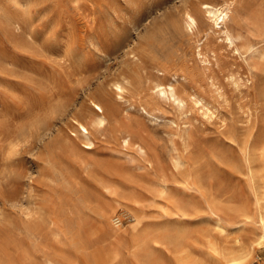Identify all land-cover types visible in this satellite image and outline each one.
I'll list each match as a JSON object with an SVG mask.
<instances>
[{
  "label": "rangeland",
  "instance_id": "374dc122",
  "mask_svg": "<svg viewBox=\"0 0 264 264\" xmlns=\"http://www.w3.org/2000/svg\"><path fill=\"white\" fill-rule=\"evenodd\" d=\"M202 1L229 2L224 27ZM157 82H174L185 106ZM91 98L108 112L103 127ZM263 205L264 0H0V264L49 253L63 264H227L233 254L264 264Z\"/></svg>",
  "mask_w": 264,
  "mask_h": 264
},
{
  "label": "bare ground",
  "instance_id": "6f19581e",
  "mask_svg": "<svg viewBox=\"0 0 264 264\" xmlns=\"http://www.w3.org/2000/svg\"><path fill=\"white\" fill-rule=\"evenodd\" d=\"M231 2V1H230ZM202 3H203V8H204V11L207 13V15L209 16V18L212 20V22L214 23V24H217V26H218V24L220 25V27H224V23H225V20H226V18L230 15L229 13V11H230V6H229V2H222V3H218V2H214V1H202ZM201 3V4H202ZM186 11V10H185ZM186 13V22H187V24L190 26V27H192L191 25H193V24H196V22H197V18L195 19V16L191 13V12H189V11H187V12H185ZM194 13V12H193ZM203 13V12H202ZM204 14V13H203ZM7 15V14H6ZM4 16V15H3ZM203 16H205V15H203ZM10 17V16H9ZM8 16H7V19L9 18ZM230 17V16H229ZM228 17V18H229ZM11 18L13 19V17L11 16ZM14 18H16L15 16H14ZM205 18H207L206 16H205ZM6 19V18H5ZM10 19V18H9ZM18 20V19H17ZM209 20V19H208ZM9 21V20H8ZM16 21V20H15ZM14 21V22H15ZM5 22H7V21H5ZM10 22H11V20H10ZM19 22V21H18ZM18 22H16L17 24H18ZM212 22H211V25H212ZM9 23V22H8ZM13 24V23H12ZM16 24V25H17ZM15 25V26H16ZM223 25V26H222ZM194 26V25H193ZM18 27V26H17ZM214 27V26H213ZM15 28V27H14ZM216 28V27H215ZM218 28V27H217ZM229 28V27H228ZM214 29V28H213ZM222 29V28H221ZM219 30H220V28H219ZM219 30H218V32H219ZM222 32L225 34V37H223V39H225V38H229V39H227V40H229L231 43H233V39L231 38V34L229 33V31L226 29V28H223L222 29ZM233 40V41H232ZM226 41V40H225ZM235 43V42H234ZM232 45V44H231ZM233 46V45H232ZM200 48V47H199ZM235 48V47H234ZM201 49V48H200ZM237 50V49H236ZM199 52H200V50H199ZM198 52V53H199ZM205 55V54H204ZM205 58H206V55H205ZM78 59V58H77ZM207 59V58H206ZM208 60V59H207ZM122 75V74H121ZM121 77V76H120ZM119 80H121V79H119ZM127 80V79H126ZM125 80V81H126ZM130 80V79H129ZM124 81V82H125ZM172 82V81H171ZM111 83V82H110ZM174 83V82H173ZM173 83H167V84H164V83H161V82H157L156 83V86H157V94L159 95V93H166V94H170V96H172L173 97V99H172V101L174 100L176 103V107L178 106V107H182L183 105L185 106V104H184V99L178 94V92L176 91V89H175V86H174V84ZM109 84V83H108ZM107 84V85H108ZM112 84H114V90H115V92H116V94H117V99H123L124 98V92H125V86H124V84L122 83V81H115L114 83H112ZM100 86H102V85H100ZM103 87V86H102ZM102 87H100V88H102ZM112 87V88H113ZM99 88V87H98ZM99 90V89H98ZM101 90V89H100ZM99 90V91H100ZM104 90V89H103ZM102 90V91H103ZM107 90V89H106ZM105 90V91H106ZM105 91H103V93L105 92ZM109 93V92H108ZM126 93V92H125ZM156 93V92H155ZM92 94V93H91ZM95 94H96V92H95ZM99 94H102L101 92L99 93ZM107 94V93H106ZM193 94V93H192ZM102 95H104V94H102ZM100 96V95H99ZM109 97H110V95H108ZM91 97V96H90ZM94 97V96H93ZM113 97V96H112ZM114 97H115V95H114ZM171 97V98H172ZM194 97V96H193ZM89 98V97H88ZM94 98H96V97H94ZM196 98H197V96H196ZM195 98V99H196ZM92 99V98H91ZM97 99V98H96ZM98 99H99V97H98ZM97 99V100H98ZM109 99V98H108ZM113 99V98H112ZM125 99V98H124ZM159 99V98H158ZM115 100V99H114ZM161 100V99H160ZM159 100V101H160ZM168 100V99H167ZM171 100V99H170ZM169 100V101H170ZM187 100V99H186ZM193 100V99H192ZM202 100V99H201ZM88 101H90V100H88ZM93 101V102H92ZM92 101H90L89 102V104L92 102L93 104H94V107L95 108H93L92 106V104H91V106H90V108L92 107L93 109H95V117H94V119H93V123L94 124H96V126H98V127H103V126H105L108 122H109V115H108V112H107V110L105 109V107L103 106V104L101 103V102H99V101H96V100H94V99H92ZM117 101V100H116ZM124 101V100H123ZM198 101V100H197ZM103 102V101H102ZM122 102V101H121ZM128 102V101H127ZM198 102H200V101H198ZM196 103V102H195ZM203 103H204V100H203ZM88 104V105H89ZM125 104H126V101H125ZM139 104V103H138ZM174 104V103H173ZM172 104V105H173ZM87 105V104H86ZM87 105V106H88ZM106 105V104H105ZM124 105V104H123ZM122 105V106H123ZM135 105V104H134ZM134 105H133V107H134ZM208 105V104H207ZM116 106V105H115ZM137 106V105H136ZM140 106V105H139ZM145 106V105H144ZM143 105H142V110H143V112L145 113V114H152V113H150L149 112V110L147 109V108H145ZM204 106V105H203ZM117 107V106H116ZM126 108H127V106H125ZM129 107V106H128ZM208 107V106H207ZM84 108V107H83ZM85 108H86V106H85ZM88 108V107H87ZM184 108V107H183ZM116 109V108H115ZM114 109V110H115ZM128 109V108H127ZM185 109H187V107L185 108ZM185 109H184V111H185ZM80 110H86V109H80ZM88 110V109H87ZM90 110H92V109H90ZM118 110V109H117ZM139 110V109H138ZM202 110V109H201ZM207 110H209L208 108H207ZM79 111V110H78ZM125 112H126V110H124ZM152 111V110H151ZM182 111V110H181ZM183 111V112H184ZM188 111V110H187ZM213 111V110H212ZM80 112V111H79ZM91 112V111H90ZM120 112H121V110H120ZM136 112V111H135ZM84 113V112H83ZM93 113V112H92ZM139 113V112H138ZM143 113V114H144ZM179 113V112H178ZM210 113V112H209ZM212 113V112H211ZM85 114V113H84ZM91 114V113H90ZM90 114H89V116H90ZM118 114V113H117ZM126 114V113H125ZM180 114V113H179ZM206 114V113H205ZM210 116H211V114H209ZM212 115H214V114H212ZM80 116H81V114H80ZM148 116V115H147ZM152 117H153V115H151ZM82 117V116H81ZM87 117V116H86ZM149 117V116H148ZM85 118V117H84ZM128 119V118H127ZM49 120V119H48ZM74 120V119H73ZM125 120V119H124ZM150 120V119H149ZM155 120V119H154ZM52 121V120H51ZM76 121H78V120H76ZM151 121V120H150ZM153 121V120H152ZM162 121V120H161ZM84 122V121H83ZM83 122H80V120L78 121V130H76V131H78L79 132V135H78V137L80 138V135L83 137V138H85L86 139V143H87V146H84V147H86V148H89L90 147V144H91V138H90V136L92 137V135H89V129L87 128L88 126H86ZM74 123V122H73ZM155 123H156V121H155ZM159 123V122H158ZM89 125H91V124H89ZM139 125V124H138ZM137 125V126H138ZM74 126H75V124H74ZM91 127V126H90ZM124 127V126H123ZM176 127H177V125H176ZM138 128V127H137ZM74 129H76V127L74 128ZM183 129H185V128H183ZM106 130V129H105ZM121 130V129H120ZM118 131V130H117ZM122 131V130H121ZM72 132V131H71ZM96 132H97V130H96ZM120 132V131H119ZM91 133V132H90ZM100 133V132H99ZM121 133V132H120ZM125 133V132H124ZM124 133L121 135V136H123L120 140H122V143H123V141L125 142V143H129L130 142V140H131V135L129 134V133H126L125 135H124ZM75 134H77V132L75 133ZM111 135H112V133H111ZM116 135V134H115ZM115 135H112V136H115ZM182 135H183V133H182ZM118 136V135H117ZM153 136V135H152ZM68 137V136H67ZM110 137V136H109ZM155 137V136H154ZM75 138H77V136L75 137ZM115 138V137H114ZM118 138V137H117ZM116 138V139H117ZM134 138V137H133ZM132 138V139H133ZM93 139V138H92ZM65 140V139H64ZM68 140H69V138H68ZM80 140H81V138H80ZM117 140H119V138L117 139ZM85 141V140H84ZM135 141V140H134ZM70 142V141H69ZM80 142V141H79ZM94 142V141H93ZM121 142V141H120ZM120 142H117V143H119L120 144ZM66 144H67V141H66ZM73 144V143H72ZM69 145V144H68ZM83 145H84V143H83ZM94 145H95V143H94ZM130 145V144H129ZM132 146H133V144H131ZM137 145V144H136ZM139 145V147H138V149H140L141 151H144V148H143V146L142 145H140V144H138ZM189 145V144H188ZM67 146V145H66ZM92 146V145H91ZM145 146V145H144ZM93 147V146H92ZM91 147V148H92ZM146 147V146H145ZM68 148V147H67ZM71 148V147H70ZM69 148V149H70ZM75 148H76V145H75ZM124 148V147H123ZM127 148V147H126ZM90 149V148H89ZM135 149L136 148H134V151H135ZM147 148H145V150H146ZM72 151L71 152H73L74 150L73 149H71ZM80 150H82V149H80ZM147 151H148V149H147ZM68 152V151H67ZM70 152V153H71ZM77 152H79V153H81L79 150L77 151ZM77 152L75 151V154H77ZM82 153H84V152H82ZM139 153V152H138ZM141 153V152H140ZM13 154V153H12ZM145 154H147V153H145ZM175 154V153H174ZM174 154H172V155H174ZM10 155V154H9ZM78 155V154H77ZM139 155V154H138ZM180 155V154H179ZM80 155H78V157H79ZM84 157H85V155H83ZM140 156V155H139ZM181 156V155H180ZM179 156V157H180ZM141 157H143V155L141 156ZM178 157V156H177ZM179 157H178V159H179ZM88 159H89V157H87ZM172 158V157H171ZM80 159H83V158H79V160ZM85 159V158H84ZM83 159V160H84ZM147 159V158H146ZM173 159V158H172ZM181 159H182V156H181ZM180 159V160H181ZM79 160H78V162H79ZM171 160V159H170ZM97 161V160H96ZM95 161V162H96ZM149 161H151L150 159H149ZM182 161V160H181ZM90 162V161H89ZM94 162V163H95ZM152 162V161H151ZM183 162H184V159H183ZM98 163V162H97ZM181 163V162H180ZM116 164V165H115ZM115 164H112V165H115V166H117V163H115ZM96 165V164H95ZM99 165V164H98ZM119 165V164H118ZM97 166V165H96ZM99 166H102V165H99ZM98 166V167H99ZM85 167H86V165H85ZM101 168V167H100ZM117 168V167H116ZM14 173V172H13ZM107 174V173H106ZM107 178V176H103V178ZM126 179V178H125ZM100 180V179H99ZM107 180V179H106ZM132 180V179H131ZM101 181V180H100ZM99 181V182H100ZM110 181V180H109ZM135 181V180H134ZM165 181V180H164ZM112 182V181H111ZM123 182V181H122ZM105 183V182H104ZM124 183V182H123ZM140 183V182H139ZM100 184H102V183H100ZM109 184H110V182H109ZM116 184V183H115ZM130 184V183H129ZM157 184V183H156ZM107 185V184H106ZM131 185H134V184H131ZM130 185V187H132V189H133V187L134 186H136V185H134V186H131ZM143 185V184H142ZM167 185V184H166ZM126 186V185H125ZM137 187V186H136ZM165 187H167V186H165ZM119 188H120V186H119ZM154 188H156V187H154ZM122 189V188H121ZM129 189V188H128ZM166 189V188H165ZM119 190V189H118ZM164 190V189H163ZM104 191H106V189L104 190ZM125 191H127V190H125ZM102 192V191H101ZM109 192V191H108ZM119 192V191H118ZM121 192V191H120ZM116 193V192H115ZM123 193V192H122ZM134 193V192H133ZM162 195V194H161ZM137 196V195H136ZM102 197V196H101ZM113 197V196H112ZM132 197V196H131ZM140 197V196H139ZM120 198V197H119ZM118 198V199H119ZM105 199V198H104ZM114 201V200H113ZM127 201V200H126ZM109 202V201H108ZM32 203V202H31ZM115 203H117L118 204V202H115ZM124 203V202H123ZM122 203V204H123ZM30 204V203H29ZM110 204V203H109ZM113 204V203H112ZM121 204V203H120ZM102 205V204H101ZM125 205H126V203H125ZM104 206V205H103ZM111 206V205H110ZM123 206V205H122ZM264 206V205H263ZM105 207V206H104ZM103 207V208H104ZM128 207V206H127ZM126 207V208H127ZM131 207V206H130ZM130 207H128V208H130ZM106 208V207H105ZM104 208V209H105ZM137 208V207H136ZM212 208V207H211ZM60 210H62V208H59ZM110 210V209H109ZM133 210V209H132ZM105 211V210H104ZM131 211V210H130ZM261 211V210H260ZM28 213L29 211H25V213ZM32 212H34V211H32ZM46 212V211H45ZM45 212H41V213H43V214H45ZM59 212V211H58ZM123 212V211H122ZM128 212V211H127ZM126 212V213H127ZM49 213V212H48ZM47 212H46V214H48ZM51 213L52 212H50V215H51ZM61 213V212H60ZM63 213H65V212H63ZM105 213V212H104ZM104 213H103V216H105L104 215ZM125 213V214H126ZM263 213V215H264V212H262ZM53 214V213H52ZM58 215V214H57ZM133 215V214H132ZM245 215H247V214H245ZM263 215H261V216H259L260 217V221H261V224H262V226H264V216ZM31 216H32V213H31ZM34 216V215H33ZM48 216H49V214H48ZM52 216V215H51ZM54 216H55V213H54ZM53 216V217H54ZM214 216H216V215H214ZM220 216V215H219ZM26 217H24V219H25ZM40 218V217H39ZM42 219L44 218L43 216L41 217ZM40 218V219H41ZM50 218V217H49ZM59 218H61L60 216H59ZM107 218H108V216H107ZM121 218H122V214H117V213H114V214H112V216H111V220H112V224L114 225V226H117V225H119L120 224V222H121ZM132 218H134V217H132ZM23 219V220H24ZM33 219V218H32ZM45 219V218H44ZM43 219V220H44ZM139 219V218H138ZM29 220V219H28ZM35 220H37V222L39 221V219L38 218H36ZM42 220V221H43ZM48 220V219H47ZM58 220V219H57ZM61 220V219H60ZM106 220V219H105ZM110 220V221H111ZM136 220V219H135ZM214 220V219H213ZM33 221V220H32ZM52 221V220H51ZM59 221V220H58ZM58 221H54V222H56V224H58L57 222ZM27 223H28V221H26ZM26 222H24V223H26ZM36 222V221H35ZM36 222V223H37ZM40 222V221H39ZM60 222V221H59ZM108 222V221H107ZM107 222H106V225H107ZM216 222V221H215ZM23 223V222H22ZM21 223V224H22ZM43 223V222H42ZM44 223H45V220H44ZM62 223V222H61ZM65 223V222H64ZM29 224V223H28ZM40 224H41V222H40ZM47 224L48 223H46V226H47ZM23 225V224H22ZM35 225V224H34ZM43 224H41V226H42ZM62 226H63V223L61 224ZM66 225V224H65ZM23 226H25V225H23ZM48 226H50V225H48ZM59 226H60V224H59ZM67 226V225H66ZM66 226H64V229H65V227ZM109 226V225H108ZM128 226V225H127ZM29 227H33V226H31V224H30V226ZM51 227V226H50ZM103 227H105V226H103ZM33 228H36L37 229V226H35V227H33ZM40 229H42L43 227H39ZM39 228L37 229L38 231H39ZM47 228V227H46ZM52 229H53V225H52V227H51ZM108 228V227H107ZM4 229H6V228H4ZM3 229V230H4ZM18 229V228H17ZM105 229V228H104ZM112 229H113V227H112ZM126 229V228H125ZM143 229V228H142ZM3 230H1V232L3 231ZM61 230V229H60ZM68 230V229H67ZM103 230V229H102ZM111 230V229H110ZM138 230V229H137ZM262 232H259V235H256V236H258V242H262V241H264V228L262 227ZM24 231V230H23ZM27 230H25L24 232H26ZM49 231V230H48ZM56 232H57V229L55 230ZM65 231V230H64ZM184 231V230H183ZM182 231V232H183ZM1 232H0V237H1ZM4 232H6V230L4 231ZM10 232V231H9ZM12 232V231H11ZM17 232V231H16ZM36 232V231H35ZM139 232V231H138ZM137 232V233H138ZM181 232V233H182ZM34 233V232H33ZM64 233V232H63ZM92 233V232H91ZM112 233V232H111ZM110 233V234H111ZM115 233V232H114ZM118 233V232H117ZM121 233V232H120ZM136 233V232H135ZM172 233H174V236L175 235H177V233L175 234V232H172ZM184 233V232H183ZM2 234H4V233H2ZM26 234H30L29 232L28 233H26ZM36 234V233H35ZM39 234V233H38ZM65 234H66V232H65ZM97 234V233H96ZM104 234V233H103ZM124 234V233H123ZM179 234H180V231H179ZM5 235V234H4ZM34 235V234H33ZM33 235H31L30 237H32ZM92 235V234H91ZM90 235V236H91ZM130 235V234H129ZM147 235V234H146ZM169 235V234H168ZM181 235V234H180ZM3 236V235H2ZM7 236V235H6ZM5 236V238H7ZM26 236V235H25ZM28 236V235H27ZM37 236V235H36ZM92 236H94V235H92ZM108 237L109 236V234H106L105 235V237ZM112 236H114V235H112ZM117 236V235H116ZM127 236H128V234H127ZM137 236V235H136ZM177 236H179V235H177ZM177 236H176V239H178L177 238ZM237 236V235H236ZM19 237V236H18ZM21 237H23L22 235L20 236V239H21ZM38 237V236H37ZM96 237H97V235H96ZM110 237V236H109ZM122 237V236H121ZM130 237V236H129ZM146 237V236H145ZM184 237V236H183ZM182 237V238H183ZM24 238V237H23ZM26 238V237H25ZM24 238V239H25ZM29 238V237H28ZM27 238V239H28ZM44 238V237H43ZM62 238V237H61ZM124 238H125V235H124ZM172 238V237H171ZM181 238V239H182ZM240 238V237H239ZM4 239V238H3ZM26 239V240H27ZM31 240L33 239V237L32 238H30ZM92 239V238H91ZM90 239V240H91ZM99 239V238H98ZM97 239V240H98ZM111 239V238H110ZM118 239H121L122 240V238H120V237H118ZM148 239V238H147ZM2 240V239H1ZM0 240V241H1ZM29 240V239H28ZM31 240H29V243H30V247H32V243L33 242H30ZM33 240H36V238H34ZM96 240V241H97ZM150 240V239H149ZM148 240V241H149ZM172 240H174V239H172ZM234 240V239H233ZM23 240H21V242H22ZM25 241V240H24ZM23 241V242H24ZM84 240H82V242H83ZM89 241V240H88ZM92 241H93V239H92ZM119 241V240H118ZM125 241V240H124ZM180 241V240H179ZM182 241V240H181ZM82 242H80V243H82ZM87 242V241H86ZM113 242V241H112ZM120 242V241H119ZM123 242V241H122ZM164 242V241H163ZM1 243V242H0ZM4 243V242H3ZM79 243V244H80ZM89 243V242H88ZM114 243V242H113ZM126 243H127V239H126ZM213 243V242H212ZM239 243H241V241L239 242ZM254 243H257V242H254ZM22 244V243H21ZM35 244V243H34ZM34 244H33V246H34ZM39 244V243H38ZM37 244V245H38ZM143 244H145V243H143ZM176 244V243H175ZM177 244H178V242H177ZM2 245V244H1ZM10 245V244H9ZM26 244H24V246H25ZM81 245V244H80ZM126 245V244H125ZM150 245V244H149ZM165 245V244H164ZM178 245H181V244H178ZM244 245V244H243ZM259 245H261V244H259ZM264 245V244H263ZM27 246H29V245H27ZM68 247V245H65V247ZM113 246V245H112ZM116 246V245H115ZM114 246V247H115ZM134 246V245H133ZM170 246V245H169ZM173 246V245H172ZM231 246V245H230ZM237 246H240V244L239 245H236V249H238L239 247H237ZM257 246V245H256ZM39 247V246H38ZM61 247V246H60ZM81 247V246H80ZM145 247V246H144ZM173 247H175V246H173ZM185 247V246H184ZM4 248V247H3ZM7 248V247H6ZM25 248V247H24ZM62 248V247H61ZM82 248V247H81ZM109 248V247H108ZM116 248V247H115ZM152 248V247H151ZM178 248V247H177ZM245 247H243V249H244ZM9 249H11L10 247H8V249L7 250H9ZM13 249V248H12ZM32 249V248H31ZM46 249V248H45ZM49 249V248H48ZM54 249H55V247H54ZM57 249V248H56ZM55 249V250H56ZM59 249V248H58ZM64 249V247L61 249V252H62V250ZM182 249V248H181ZM228 249V248H227ZM229 249H231V248H229ZM228 249V250H229ZM242 249V250H243ZM246 249L248 250L249 248H247L246 247ZM27 250V249H26ZM35 250H36V248H35ZM40 250V249H39ZM77 250V249H76ZM118 250V249H117ZM186 250V249H185ZM235 250V249H234ZM24 251H25V249H24ZM42 251V250H41ZM45 251V250H44ZM67 252H69L68 250H66ZM177 251V250H176ZM0 252H2V251H0ZM10 252H12V250L11 251H8V253H10ZM22 252V251H21ZM29 252V251H28ZM27 252V253H28ZM32 252V251H31ZM31 252H29V253H31ZM57 252H59V250L57 251ZM71 252H73L72 250H71ZM76 252V251H75ZM108 252V251H107ZM146 252V251H145ZM241 252H243V251H241ZM244 252H246V250L244 251ZM17 253V252H16ZM23 253V252H22ZM33 253V252H32ZM70 253V252H69ZM104 253V252H103ZM102 253V254H103ZM112 253V252H111ZM177 253V252H176ZM240 253V252H239ZM12 254V253H11ZM34 254V253H33ZM142 254V253H141ZM149 254H151V253H149ZM158 254V253H157ZM178 254V253H177ZM191 254V253H190ZM232 254H233V252H232ZM248 254H250V252L249 253H247V256H248ZM12 255H14V254H12ZM24 255V254H23ZM41 255H43L42 253H41ZM70 255V254H69ZM135 255V254H134ZM137 255V254H136ZM139 255V254H138ZM137 255V256H138ZM159 255V254H158ZM179 255V254H178ZM185 255V254H184ZM11 256V255H10ZM28 256H30V254H28ZM32 256V255H31ZM35 256H37V255H35ZM72 256V255H71ZM104 256V255H103ZM116 256V255H115ZM117 256H118V252H117ZM142 256V255H141ZM140 256V257H141ZM144 256H146V253H145V255ZM150 256H152V255H150ZM160 256L161 255H159V259H160ZM186 256V255H185ZM244 256L245 255H242V254H233V255H231L228 259H227V264H244ZM6 257V256H5ZM20 257H21V255H20ZM38 257V256H37ZM73 257V256H72ZM134 257V256H133ZM156 257H158L157 255H156ZM176 257H178V256H176ZM183 257V256H182ZM13 258V257H12ZM69 258H70V256H69ZM116 258V257H115ZM120 258V257H119ZM135 258V257H134ZM162 258V257H161ZM191 258V257H190ZM194 258V257H193ZM35 259V258H34ZM40 259V258H39ZM102 259H104V258H102ZM121 259H122V257H121ZM178 259V258H177ZM197 259H199V258H197ZM2 260V259H1ZM5 260V259H4ZM7 260V259H6ZM28 260H30V259H28ZM36 260V259H35ZM38 260V259H37ZM36 260V261H37ZM118 260V259H117ZM142 260V259H141ZM188 260V259H187ZM10 261H11V259H10ZM31 261V260H30ZM156 261V260H155ZM157 261H159L158 259H157ZM156 261V262H157ZM192 261V260H191ZM202 261V260H201ZM247 261V260H246ZM2 262V261H1ZM6 262V261H5ZM115 262V261H114ZM113 262V263H114ZM118 262V261H117ZM184 262H185V264L188 262V261H185V259H184ZM196 262V261H195ZM4 264V263H3ZM30 264H32V262L30 263ZM33 264H35V262L33 263ZM38 264H39V261H38ZM41 264H63V262H60L59 260H57L56 258H55V256H53L52 254H44L43 255V257H42V259H41ZM118 264H120V263H118ZM166 264H167V262H166ZM190 264V263H189ZM194 264H197V263H194Z\"/></svg>",
  "mask_w": 264,
  "mask_h": 264
}]
</instances>
